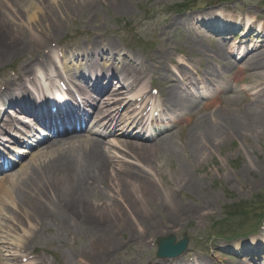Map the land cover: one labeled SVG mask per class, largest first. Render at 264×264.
<instances>
[{
    "label": "bare ground",
    "instance_id": "obj_1",
    "mask_svg": "<svg viewBox=\"0 0 264 264\" xmlns=\"http://www.w3.org/2000/svg\"><path fill=\"white\" fill-rule=\"evenodd\" d=\"M0 1L16 18H18V15H20L21 18L25 17L28 23H32L33 19H35L38 14L43 15L46 12L49 14L51 11L57 12L61 17L65 11L67 15H69V12L74 9L81 10V6L85 5L84 3L86 2V5H91V9L93 11L95 10V5L92 7V2L90 0H49L48 2L47 0ZM111 4L114 5L116 11L126 10L125 3L122 0H111ZM214 14L215 12L209 11L182 19L173 18L168 25L163 26L164 29L160 35L163 41V47L159 53L149 55L141 60L134 57L133 59H127L128 63L126 66L133 67L142 75L149 72L148 69H151V67L153 68V70H151L153 75L158 78H161V75H163L164 81L162 84L165 89L159 92L162 106L167 111L179 113L178 119L184 120L190 127L187 134L188 141L186 143L188 149L184 148L182 150L184 161L178 165L174 173L178 183L176 185L177 188L179 184L184 188H197L198 183L192 179L189 173V167L201 161L203 157L202 154L206 151L209 152L215 144L223 142V140L232 139L235 136L246 138L254 134L264 133V32L260 34L256 33L253 36L251 34V39L253 41L261 36L262 39L261 41L258 40L259 43L254 44L252 42L251 46L249 45L248 48L244 47L245 52L242 61L236 64L229 58L232 57L230 49L234 50V47L229 46L227 49H224L220 44L213 45V47L208 46L211 45L208 34L213 31V25H215L214 27H217L221 33H225V35L228 34L226 27L222 29L218 27H221V24H214V22H217L216 19L210 20ZM46 21L47 20H45V22ZM254 21L255 20L249 21L246 18L244 27L248 28L247 23L252 24ZM182 28H187V30L183 31ZM259 29L264 31V22L261 23ZM1 30L0 38L4 40L2 35H5V33ZM180 30H182L181 35L186 38L184 45L185 50L181 47L173 48L168 44L167 39H165V37L168 38L173 32H179ZM228 30H230L231 35L234 34L233 32L235 30L233 27H228ZM30 31L33 33L32 30ZM49 35L50 37L45 38L46 40H48V38L50 41L56 40V36L53 38L51 34ZM249 35L250 34H248L247 37ZM5 36L7 37V35ZM33 36L34 39L37 37L35 34ZM227 37L229 38V36ZM98 38H101V36L99 35L95 40H98ZM17 39V37H8L7 44H3V47L1 45L0 63L6 60V57L7 59L8 57L15 58L16 55L20 54L22 51L21 44L18 43ZM241 40L242 42L239 46L245 45V39L241 38ZM38 41L43 42L41 39ZM95 45L96 44L91 45L93 48L92 53H84L81 56L90 57L91 61L88 66V72L91 74L88 78L83 80H87L93 92L99 94L107 89V86L111 83V78L114 76L110 71H112L114 54L117 52V47L112 41H108L107 47ZM86 52H89V50H86ZM186 52H189V55L198 53L212 60L213 63H221L227 72L234 73V75L237 71L238 75L235 77L234 81L248 84L247 87L241 89V92L246 94L249 98V102L245 104V106L238 107L240 100L236 97L229 96L225 99L223 95V86L220 85L218 81L221 79V73L218 70L209 68L207 65L208 63L204 68H201L199 62L196 68L189 62L190 67H194L195 69V71H193L195 76H193L187 69L189 66L186 67L185 64L186 61L188 62L192 59H182L181 62L178 63L176 59L172 57L174 53L186 56ZM69 54L74 57V53L71 51H68L66 56L68 57ZM184 56L182 57L185 58ZM99 58H104V68H100L103 72H101V74H93V72H99L95 69V65ZM164 58L168 59V63L176 68L177 78L171 74ZM239 60H241V58ZM62 61L64 72L68 75H73L76 71L75 67L69 65V61L65 59L64 54ZM39 64L42 66L40 68H43L42 70H44L48 76L49 71L52 70L51 66L45 60L39 61ZM149 64H151V67ZM126 66L120 67L121 73L125 74L124 77L123 74L115 70V72L121 76L120 81L123 79L122 89L125 91L121 92L122 95H125L126 91H129L131 86H135L140 82L139 78L135 77L130 84L126 85V82L130 80V78H128L129 71ZM32 68V65L24 61L19 79L17 81H7L4 84L0 99L2 100L1 103L3 107L8 105L11 108L19 109L18 113L21 118L23 116L20 113L23 112L28 114V116H36L41 119L44 112H40L41 114H39L34 108L26 105L20 108L22 101L25 99L32 101V103L35 101L36 97L29 95L32 91H38H36L34 95L42 94V90L39 89L40 86L38 87L37 85L41 81L38 78L36 79ZM83 68L79 66L78 70L82 71ZM114 77H116V75ZM200 79L208 80L211 83L216 80L214 84V96L204 103L202 107L195 106L189 97L181 93V90L186 88L187 85L200 81ZM76 85L77 94L79 97H82L84 101L88 102L89 109L96 108L95 119H97V121L94 128L99 127V129H102L105 133L101 132V134L111 136V138L114 139L113 141L116 142L109 143L110 146L107 149L104 146V142L100 140V138L98 139V137L82 139L80 138L82 136L78 135L74 138H79L76 139L77 141L80 139L82 140L77 143H74L76 140H71L73 138L63 139L65 136H59L61 138L53 140L54 143H51V140H49L48 144L43 147H46L44 149L46 152L44 154L38 152L34 155V157L37 155L38 157H44L41 164L32 163L26 165L23 163L18 166V173L16 172L8 178H1L0 176V203H10L13 206V209L9 208L11 212L13 210L14 214L18 215L20 218L24 215V217H22L24 218V222L33 223L32 235L54 224L59 227H69V232L72 234H83L91 237L90 244L94 247L95 258L90 259L88 254H86L85 256H80L76 264H111L116 261L114 257L121 253L124 245V243L117 241L115 238L118 232L116 228L118 227L119 231L127 229V226L121 222L123 219L120 218V216H122V212L120 211L123 210L118 207L116 203L119 198L123 200L122 195L127 200L124 204L129 202L144 208L142 213L149 219L152 215V210L158 208L159 210H161V208L166 209L168 212V214H166L168 216L166 225L172 227H177L181 222V216L186 218L185 214L191 213L193 208L190 207L189 204L178 205L174 193H166L164 196H161L154 190L156 187L155 181L145 175L146 169L152 168L153 164H157L165 158L170 162L172 158H174L173 152H176L172 146L175 136L163 131L164 128H159L163 123L160 124L158 127L159 129L157 128V135L155 137L150 135L148 130L142 132L136 127L133 128V130H136L134 135L129 132V129L135 125H145L143 118L146 116V112L144 111L147 105L142 107L139 113L140 117L124 114L119 121L116 115L120 113L122 108L117 107L114 110L115 114H111L110 111L112 108H104L109 104L114 106L120 103V100L111 99L112 102H108L104 107H96L93 104L94 101L89 102L92 96L90 97V95L83 93L84 88L79 81ZM135 96L141 97L140 103L142 104L148 94H146V92L137 93ZM3 99H5L6 102H4ZM137 103L136 98L134 104ZM215 103L218 104L216 108L212 106ZM141 104L139 108H141ZM225 106L228 107L224 110ZM75 108L76 112L82 109L80 106ZM69 111H71V109H69ZM6 113L8 114L5 110L1 116ZM10 113H13V111ZM48 114L51 115V112ZM13 115L15 116L16 114ZM50 115L48 124L51 122ZM1 116L0 126L6 128L1 122ZM103 117L106 119L104 120ZM14 118L17 117L15 116ZM55 118L58 121L61 120L59 112L56 114ZM8 120L9 119H6V121ZM170 121L174 122L176 120L172 119ZM163 126L166 128L165 124H163L162 127ZM20 128L22 129L23 127L13 128L10 132L18 133ZM59 129L62 130V128ZM144 133H147L146 136H144ZM50 138L55 139L52 135ZM3 140L17 142L15 138L9 136ZM111 149H114V154L117 152V155H120L122 158L115 156V159L118 160H113V157L109 156L108 153H111ZM11 150L15 151L18 156L28 153L26 148H19L17 146L16 148H11ZM122 150L123 152H120ZM126 154L130 157L132 156V158L139 163L140 167L138 169L132 167L127 161H122L123 158H126ZM31 155L33 154L29 153L28 156ZM113 161L115 163L122 161L124 165L117 166L116 170L113 171ZM11 162L15 166L18 165V162L15 164L16 159H11ZM21 163L22 162L19 161V164ZM155 167V170L162 174L158 166L156 165ZM163 168H165V165L162 169ZM20 172L22 173L21 177L19 175ZM12 177L15 178L14 183L10 180ZM9 181L10 185L6 186H12L11 191L5 188L6 182ZM118 185H121L122 188L126 187L130 189L127 191L128 194L125 190H117L114 193L117 196L115 201L104 200L100 206L89 198V194H92L91 191L95 189L97 196L103 199L107 196L108 191L111 192L110 188L112 189V187H117ZM112 197L111 195V198ZM169 206L171 207L168 209ZM49 207L54 210H49ZM151 232L152 228L151 230L143 229L142 235L146 233L145 241L148 234ZM253 239L254 238H251V240ZM24 244L26 245V242H24ZM236 245L242 249L243 244H239L241 247L238 246V244ZM111 247H113V249ZM253 247L252 251L245 253L243 257H249L250 255L255 256L264 251L261 240L255 241ZM106 248H110V250H106ZM177 261L178 260L175 259L150 260L151 263L149 264H179ZM196 264H209V260L197 259ZM237 264L248 263L242 262Z\"/></svg>",
    "mask_w": 264,
    "mask_h": 264
},
{
    "label": "rangeland",
    "instance_id": "obj_2",
    "mask_svg": "<svg viewBox=\"0 0 264 264\" xmlns=\"http://www.w3.org/2000/svg\"><path fill=\"white\" fill-rule=\"evenodd\" d=\"M90 1L92 7L95 5L94 11L91 9V5H86V2L85 5L81 6V10L74 9L69 12V15L65 11L62 17L55 11H51L49 14L47 12L43 15L38 14L32 23H28L25 17L21 18L20 15L16 18L0 1V30L2 29L1 31L7 35V37L2 35L4 40L0 38V47L7 44L8 37H17L22 50L15 58L8 57L7 59L6 57V60L0 63V82L11 80L12 71L10 70L17 67L19 71L23 61H27L30 65L31 63L36 64L43 59V54L51 53V51L56 58L57 55L63 57L64 54L67 61H71L77 66H89L90 57L84 58L81 55L92 53L91 45L93 44L107 47L108 41H112L117 47V62L121 59H124L125 62L127 56L141 60L147 55H155L163 47V41L160 37L164 29L163 26L168 25L173 18L182 19L209 11L214 13L220 8L222 13H215L213 19L218 18L224 24L235 23V18L238 20L236 23L238 29L234 34L237 40L233 45H236L240 36L247 32L243 26L246 18L249 21L255 20L252 24L247 23L248 27L252 28L250 32L252 36L256 34L261 23L264 22V0H122L126 6L125 11H116L111 0ZM179 5L180 8H178ZM45 20L47 21L45 22ZM214 26L213 29L216 28ZM30 30L37 36L35 39ZM182 30L186 31L187 28H182ZM182 30L173 32L168 38L165 37L168 44L173 48H185L186 38L181 35ZM49 34L53 38L56 36V40L50 41L49 38L46 40L45 38L50 37ZM99 35L101 38L95 40ZM208 35L211 45L222 44L221 39L212 31ZM39 39L43 42H39ZM250 39L248 38L247 41ZM70 50L74 56H77L73 58L69 54L71 57H67L66 54ZM185 54L186 56L174 53L172 57L179 62L181 59L190 58L192 60L186 61L185 64L189 65L190 62L196 68L200 62L201 68H204L208 63L207 65L211 69L221 68V70H225L223 64L213 63L212 60L198 53L189 55V52H186ZM166 58L164 60L168 64ZM86 60L89 63L86 64ZM103 60L102 58L99 59L98 68L103 67ZM54 61L56 64L55 58ZM169 66L175 71L174 66L171 64ZM84 72L86 71L84 70ZM151 75L150 73L147 76ZM159 82L160 80L154 77V84L157 85ZM223 85L227 87L225 99L229 96L236 97L240 100L238 107L245 106L249 102L246 94L240 91L248 84H234L232 76L229 75L223 80ZM197 88H202V86L196 83L188 90L193 93ZM185 91L189 93L187 89ZM191 93L190 99H192ZM199 101L201 99L197 100V103ZM227 107L225 106L224 110ZM180 125L179 128H173L170 131L175 136L172 145L176 151L173 152L174 158L170 162L165 158L163 161L161 160L162 162L153 164L152 168L146 169L145 175L155 181L154 190L161 196L166 193H174L178 205L189 204L193 211L185 214L186 218L181 216V222L177 227L167 226L166 219L168 216L166 214L168 212L166 209L152 210L149 219L142 213L144 208L136 206L134 203L124 204L127 200L122 195L123 200L119 198L116 203L123 210L120 211L122 212L120 218L123 219L121 222L127 226V229L119 231V228H116L118 232L115 238L124 245L121 253L114 257L116 261L111 264H149L151 263L150 260H157L156 244L158 240L169 233L176 237V241L181 240L183 234H186L189 239L188 250L177 261L179 264H196L199 258L209 260L210 264L241 263L244 260L243 257L235 256L239 252V250H235L236 244L238 246L243 244V251L249 249L254 243L251 238H260L264 241V225L261 227L264 215L260 219L255 218L256 212L261 215L264 214V133L254 134L246 138L235 136L215 144L209 152L206 151L207 153L202 154L201 161L189 167L192 179L198 183L197 188H184L180 184L177 188L178 183L174 173L178 165L184 161L182 150L188 149L186 143L190 128L188 124L180 123ZM103 138L100 140L105 142L104 146L108 149L109 143L108 145L106 143L112 140ZM78 141L76 140L74 143ZM113 150L111 149V153L108 152L113 160H118L115 159V156L122 158L117 155V152L114 154ZM43 159L44 157L37 155L31 164L39 165ZM122 161H127L136 169L140 167L139 163L128 154ZM122 161L112 162L113 171L116 170L117 166L124 165ZM156 165L162 174L155 170ZM162 165H165V168L162 169ZM21 172L19 173L20 177ZM6 189L11 191L12 186H6ZM121 189L126 192L130 190L118 185L110 188L111 192L108 191L107 196L100 199L94 189L91 191L92 194H89V198L100 206L104 200L115 201L117 196L114 193ZM54 206L57 208L55 204ZM9 208L13 209V206L10 203L7 206L4 203L0 209V253L2 251V256L6 258L3 261L0 257V264H76L80 256L86 254L90 259L95 258L94 247L90 244L91 237L83 234H72L67 226L59 227L53 224L42 231H37L34 235H25V229L14 231L13 229L17 227L16 224L24 222V218H22L24 215L21 218L16 215L17 222H10L8 217H11L12 212ZM49 210L54 209L49 207ZM247 210L248 214L246 213ZM253 212L255 213L253 214ZM236 214L241 217L243 223L231 221L234 220ZM244 216L248 218L243 219ZM224 221H230L231 224L225 225ZM28 224H24V227H32L30 223ZM144 228L147 230L152 228V232L148 234L146 241V233L142 235ZM236 234L240 238L236 237L231 243L220 238ZM111 248L113 249V247ZM106 250H110V248H106Z\"/></svg>",
    "mask_w": 264,
    "mask_h": 264
},
{
    "label": "water",
    "instance_id": "obj_3",
    "mask_svg": "<svg viewBox=\"0 0 264 264\" xmlns=\"http://www.w3.org/2000/svg\"><path fill=\"white\" fill-rule=\"evenodd\" d=\"M185 244H186V241H183L182 243L178 244L177 246H173V238L172 237L163 238L158 243L157 256L158 257L174 256L177 253L176 250L181 251L184 249Z\"/></svg>",
    "mask_w": 264,
    "mask_h": 264
},
{
    "label": "trees",
    "instance_id": "obj_4",
    "mask_svg": "<svg viewBox=\"0 0 264 264\" xmlns=\"http://www.w3.org/2000/svg\"><path fill=\"white\" fill-rule=\"evenodd\" d=\"M248 212V210L246 211V213ZM248 214V213H247ZM264 214H258V217L261 218Z\"/></svg>",
    "mask_w": 264,
    "mask_h": 264
}]
</instances>
